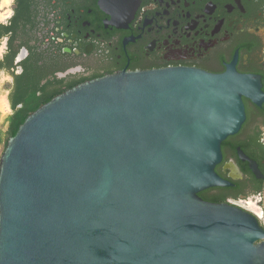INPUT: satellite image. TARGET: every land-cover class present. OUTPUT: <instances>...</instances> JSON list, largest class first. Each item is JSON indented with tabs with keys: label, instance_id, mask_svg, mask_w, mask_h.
Returning a JSON list of instances; mask_svg holds the SVG:
<instances>
[{
	"label": "water",
	"instance_id": "1",
	"mask_svg": "<svg viewBox=\"0 0 264 264\" xmlns=\"http://www.w3.org/2000/svg\"><path fill=\"white\" fill-rule=\"evenodd\" d=\"M262 81L122 72L40 106L0 159V264H264V224L199 196L230 185L222 145Z\"/></svg>",
	"mask_w": 264,
	"mask_h": 264
},
{
	"label": "flooded vegetation",
	"instance_id": "2",
	"mask_svg": "<svg viewBox=\"0 0 264 264\" xmlns=\"http://www.w3.org/2000/svg\"><path fill=\"white\" fill-rule=\"evenodd\" d=\"M15 1V0H14ZM0 23L8 24L15 14ZM24 35L11 82L27 67L38 96H58L122 72L190 68L224 74L235 68L262 78L264 0H40ZM10 51L9 38L0 56ZM246 121L222 145L218 175L230 185L202 191L212 203L243 209L264 224V103L244 98ZM12 110V109H11ZM239 149L243 156L240 155Z\"/></svg>",
	"mask_w": 264,
	"mask_h": 264
},
{
	"label": "trees",
	"instance_id": "3",
	"mask_svg": "<svg viewBox=\"0 0 264 264\" xmlns=\"http://www.w3.org/2000/svg\"><path fill=\"white\" fill-rule=\"evenodd\" d=\"M40 0H15V14L8 21V24L0 23V43L5 38H9L10 51L4 57L0 56V71L12 73L15 67V58L19 48L29 44L25 39L28 35L29 26H35V7ZM27 67L24 75L17 76L15 84L11 90L9 101L11 104L12 114L6 118L7 129L0 131V146L5 149L9 140L14 137L20 126L25 122L30 114L35 112L40 106L51 101L55 96H38L34 88V78ZM227 141L224 142V146Z\"/></svg>",
	"mask_w": 264,
	"mask_h": 264
},
{
	"label": "rangeland",
	"instance_id": "4",
	"mask_svg": "<svg viewBox=\"0 0 264 264\" xmlns=\"http://www.w3.org/2000/svg\"><path fill=\"white\" fill-rule=\"evenodd\" d=\"M14 0H0V18H8L12 14L14 8ZM4 19V20H5ZM1 22V21H0ZM11 80L4 74L0 73V102L2 99L8 100V93L11 86ZM12 114L11 108H0V131L7 129L6 118ZM4 151L3 146H0V159Z\"/></svg>",
	"mask_w": 264,
	"mask_h": 264
},
{
	"label": "bare ground",
	"instance_id": "5",
	"mask_svg": "<svg viewBox=\"0 0 264 264\" xmlns=\"http://www.w3.org/2000/svg\"><path fill=\"white\" fill-rule=\"evenodd\" d=\"M4 18H0V21L3 20ZM0 108L2 109H7L9 108V104L6 101V99H2V101L0 102Z\"/></svg>",
	"mask_w": 264,
	"mask_h": 264
}]
</instances>
